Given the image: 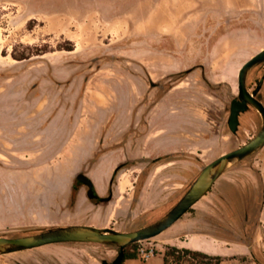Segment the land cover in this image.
Here are the masks:
<instances>
[{"label":"rangeland","instance_id":"rangeland-1","mask_svg":"<svg viewBox=\"0 0 264 264\" xmlns=\"http://www.w3.org/2000/svg\"><path fill=\"white\" fill-rule=\"evenodd\" d=\"M263 48L264 0H0V236L38 233L73 217L133 231L162 217L206 164L259 131L252 107L240 114L236 133L227 119L240 67ZM263 72L264 64L250 70V91ZM258 96L264 104V81ZM110 121L115 128L98 132L97 141L106 142L98 150L114 149L125 171L110 184L111 200L99 202L76 181L78 173L93 180L96 169L76 147L86 125ZM16 124L28 136H8ZM70 127L77 128L71 142ZM155 143L160 148L152 149ZM17 146L27 151L18 154ZM255 155L264 157V147L238 168L256 165ZM21 158L25 169L61 171L60 192H81L82 212L34 208L22 192L44 179L11 177ZM170 234L129 246L136 260L127 264H160ZM142 246L154 247V255L142 258ZM116 255L104 244L59 243L0 255V264H101Z\"/></svg>","mask_w":264,"mask_h":264},{"label":"crops","instance_id":"crops-1","mask_svg":"<svg viewBox=\"0 0 264 264\" xmlns=\"http://www.w3.org/2000/svg\"><path fill=\"white\" fill-rule=\"evenodd\" d=\"M111 122H108L105 128H94L93 130H90L86 125L84 143L76 147V150H81L84 161H94L96 163V169L91 172V176L100 197L103 196V193L108 192L111 178L119 162H121L114 149L101 153L98 150L100 145L102 147L106 144L105 141H97L100 136L98 132L106 129L108 135H111L115 128V125L110 127ZM73 129L77 128L70 127L69 130L65 131V135L68 136L70 142ZM14 130V134L9 133L7 135H15L17 138L20 135L21 137L28 136L27 133L25 134L22 131L23 128L19 127V124H16ZM160 146L155 143L152 149H158ZM70 147L71 143H69V149H71ZM16 151L18 154H23L27 150L20 149L17 146ZM255 156L260 158L259 155ZM249 158L251 156L240 162H248ZM256 162V165L248 169L238 168V163H236L223 173L214 182L213 188L194 204V206H197V204H202L207 200L208 208L198 210L193 217L183 216L166 229L171 230V234L166 236L164 245L189 248L208 255L220 256L222 258L221 264L227 262L237 264L239 256L243 259L242 264H250L251 262L248 260L250 257L253 259L252 263L254 264H256L255 259L264 263V157ZM156 163L159 165L160 162L157 161ZM101 165L103 166V173L99 175L98 168L100 169ZM74 166L77 167L78 164ZM119 171L124 172L125 167ZM10 176L21 179H44L43 183L36 184L37 181L27 183L28 189L22 192L25 200L34 205V208H45L48 211L64 208L65 212L71 214L80 213L83 210L84 195L81 192L73 193L72 187L61 193L57 179L63 177V173L54 167L25 169L24 159L21 158L16 161V167L11 170ZM119 186H124L123 180L119 183ZM70 203L73 204V209L69 207ZM69 220L59 225H94L92 223L77 222L74 217ZM260 239L262 240L261 244L259 243ZM163 255L164 252L160 254V264H163ZM135 260L136 258H128L123 264Z\"/></svg>","mask_w":264,"mask_h":264},{"label":"water","instance_id":"water-1","mask_svg":"<svg viewBox=\"0 0 264 264\" xmlns=\"http://www.w3.org/2000/svg\"><path fill=\"white\" fill-rule=\"evenodd\" d=\"M264 62V48L247 60L238 71V95L230 102L228 127L236 133L239 126V115L248 107L255 109L261 119L257 134L240 147L223 153L206 164L197 178L179 201L156 221L133 231H119L110 227H97L87 224H74L48 228L38 233L7 237L0 236V255L20 252L59 243H99L114 247L117 255L112 261L102 260L101 264H121L125 259L127 246L161 234L178 221L211 189L214 182L236 163L254 155L264 147V104L257 98V90L250 91L247 78L250 70ZM76 179L88 187L87 196L93 199L98 196L92 179L84 173H78ZM111 196L101 200H109Z\"/></svg>","mask_w":264,"mask_h":264},{"label":"trees","instance_id":"trees-1","mask_svg":"<svg viewBox=\"0 0 264 264\" xmlns=\"http://www.w3.org/2000/svg\"><path fill=\"white\" fill-rule=\"evenodd\" d=\"M124 166H125L124 164H121L116 168V170H115V172L111 178L110 184H112L114 182V177H115L116 173L121 168H123ZM73 189H75L74 186H73ZM191 210H192V208L189 209V211H191ZM131 245H133V244H131ZM131 245H129V246H131ZM129 246H127V249L125 250V259L122 261L121 264H123V262L128 258H130V259L136 258V254L134 252L128 251ZM170 260H174L175 262H177V264H180V262H182L184 260L189 262V264H221V262H222V258L220 256L208 255L206 253L196 251V250H192L189 248H179V247L173 246V245H166L165 252L163 255V264H169ZM254 261L256 264H264L257 259H255Z\"/></svg>","mask_w":264,"mask_h":264},{"label":"flooded vegetation","instance_id":"flooded-vegetation-1","mask_svg":"<svg viewBox=\"0 0 264 264\" xmlns=\"http://www.w3.org/2000/svg\"><path fill=\"white\" fill-rule=\"evenodd\" d=\"M260 64H264V62H262V63H260ZM258 65V64H257ZM263 81H264V72L262 73V75H261V77L258 79V82L256 83V85H255V87L253 88V90H257V94H256V96H257V98L259 99V93H260V91H261V89H262V84H263ZM252 90V91H253ZM249 108V107H248ZM247 108V109H248ZM246 109V110H247ZM245 110V111H246ZM244 112V111H243ZM242 113V112H241ZM240 113V114H241ZM239 117H240V115H239ZM227 121H228V119H227ZM227 125H228V122H227ZM239 127V126H238ZM76 181L77 182H79L81 185H83V186H85V190H86V195H87V190H88V187L86 186V185H84L82 182H80V181H78L77 179H76ZM97 193V192H96ZM109 196H112L111 195V190L109 189L108 190V195H106V196H104V197H100V196H97V197H95V198H93V200H99V202H103V200H101L102 198H107V197H109ZM111 199V198H110ZM109 199V200H110ZM109 200H104V201H109Z\"/></svg>","mask_w":264,"mask_h":264},{"label":"built area","instance_id":"built-area-1","mask_svg":"<svg viewBox=\"0 0 264 264\" xmlns=\"http://www.w3.org/2000/svg\"><path fill=\"white\" fill-rule=\"evenodd\" d=\"M154 252H155V248L154 247H152V246H149V247H147V246H142V247H140V248H138V254L142 257V258H144V259H148V258H150L151 256H153L154 255Z\"/></svg>","mask_w":264,"mask_h":264}]
</instances>
